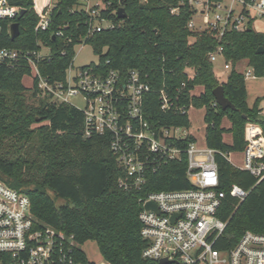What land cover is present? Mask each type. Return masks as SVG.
I'll return each instance as SVG.
<instances>
[{"label":"trees","instance_id":"trees-1","mask_svg":"<svg viewBox=\"0 0 264 264\" xmlns=\"http://www.w3.org/2000/svg\"><path fill=\"white\" fill-rule=\"evenodd\" d=\"M100 1L104 4L100 16L113 26L87 35L89 15L77 8L78 0H54L50 24L43 31L34 29L38 20L34 7L40 10L45 0H10L23 12L0 18V48L33 51L42 43L49 54L36 65L40 74L53 82L64 79L73 62L74 47L90 44L101 70L114 69L122 76L136 70L145 78L149 89L142 99V118L155 130L188 129L189 107H203L205 145L215 150L218 189L227 190L236 183L248 190L240 203L230 196L223 200L219 217L227 221V227L223 245L216 247L233 246L246 230L264 234V179L255 184L247 170L227 158L229 152L245 147L246 122H258L264 133V118L257 114L260 98L248 106L244 78L236 70L237 62L247 59L256 76H264V53H256L264 45V33L230 30L218 38L205 31H190L186 27L190 17L187 5L181 6L177 15L169 12L179 0ZM120 6L123 18L117 16ZM12 22L18 23L20 31L13 40L9 35ZM58 31L61 35H56ZM218 44L224 60L231 63L222 82L208 60L209 51ZM29 74L24 59L0 63V180L27 195L39 223L73 235L75 264H94L80 248L88 240L96 243L109 264H159L142 254L147 243L140 234V199L150 192L191 186L184 149L195 138L188 134L177 139L179 157L163 161L157 171L149 172L140 189L124 190L118 185L124 173L110 150V133L91 130L85 135L82 110L50 103L35 87L23 85L22 78ZM219 84L235 109H222L216 103L212 90ZM197 86L202 87L198 94L194 93ZM162 87L170 96V109L161 108L158 92ZM224 117L230 122L228 128L222 125ZM35 123L39 125L31 127ZM226 132L231 134L230 143L223 141Z\"/></svg>","mask_w":264,"mask_h":264},{"label":"built area","instance_id":"built-area-1","mask_svg":"<svg viewBox=\"0 0 264 264\" xmlns=\"http://www.w3.org/2000/svg\"><path fill=\"white\" fill-rule=\"evenodd\" d=\"M185 5L190 10L186 23L190 31H205L218 38L230 30L264 33L255 25L264 22V0H179L169 12L177 15ZM53 6L54 0H46L40 10L34 7L38 16L35 31L48 28ZM102 8L104 4L100 0L85 8L89 15L87 35L113 26L110 20L100 16ZM20 11V6L10 0H0V18H13ZM39 45L40 49L33 51L2 47L0 63L26 60L31 86L50 103L72 105V97L82 98L84 107L79 109L85 117V135L91 130L110 133V150L124 173L118 180L119 187L140 189L149 172L157 171L163 161L180 156L181 150L175 141L187 136L188 129L176 126L155 130L143 120L142 99L149 85L136 70L122 76L114 69L101 70L97 62L82 66L72 62L63 80L51 82L40 74L36 65L39 58L49 54L48 47L40 42ZM42 47L48 52L42 53ZM218 58H222L223 67L230 71L231 63L224 60L220 44L208 53L210 62ZM241 74L244 79L256 77L249 65ZM158 94L161 108L170 109V96L164 87ZM180 110L185 111L184 107ZM260 113L264 117L262 110ZM248 125L254 128L249 130ZM244 141L240 168L247 170L257 184L264 179L262 127L246 122ZM214 151L189 142L184 153L185 173L191 186L150 192L140 199V234L147 243L143 256L155 260L167 258L176 264H264L263 233L246 230L233 246L216 247L223 245L227 227V221L219 217L223 200L230 196L240 203L248 190L236 183L227 190L218 189ZM149 201L155 204L156 210L144 208ZM75 246L73 235L39 223L31 212L27 195L0 180V264H75L72 254Z\"/></svg>","mask_w":264,"mask_h":264},{"label":"rangeland","instance_id":"rangeland-1","mask_svg":"<svg viewBox=\"0 0 264 264\" xmlns=\"http://www.w3.org/2000/svg\"><path fill=\"white\" fill-rule=\"evenodd\" d=\"M96 0H78V6L77 8H83L85 9L88 6H91L94 4ZM35 11V9H34ZM36 12V11H35ZM105 24V22H103ZM255 25L260 30H264V22H256ZM190 41H192L191 37L189 38ZM42 53H47L48 49L45 47L41 48ZM98 59L97 54H95L92 50V47L88 43H79L74 47V58H73V64L75 66H82L86 65L90 62H96ZM236 70L239 72H243L246 70V63L247 59H242L237 62ZM213 68L215 71V74L218 77V80L221 82L222 80H225L229 70L225 69L223 67V60L222 58H218L213 63ZM189 74L192 73L190 70L188 71ZM245 86H246V102L249 106H252L254 103V100L259 97L261 100L259 101V108L264 112V76H256L254 78L248 77L244 79ZM22 83L26 87H30L32 84L31 78L28 75H25L22 78ZM32 102L33 100H29ZM71 104L78 107L83 108L84 107V101L80 96H74L70 100ZM258 116L263 117V115L260 113V111L257 112ZM204 116V108H195L194 110L189 111V120H190V127L197 138L198 145H202V141L204 139L203 132L205 131V122L203 119ZM264 118V117H263ZM225 117L222 119V123L227 124V121L224 120ZM224 120V121H223ZM259 124L256 121H251ZM45 123V122H43ZM230 123V122H229ZM39 124H32L31 127H36ZM260 125V124H259ZM261 126V125H260ZM188 128V129H189ZM223 137V136H222ZM226 140H230V133L226 132L225 136ZM229 161L235 165V166H242L243 164V155L240 151H234L229 154L228 157ZM58 202H62L58 200ZM80 248L85 252L88 260L90 262H93L94 264H105V261L102 259L98 247L94 241L88 240L80 245Z\"/></svg>","mask_w":264,"mask_h":264},{"label":"water","instance_id":"water-1","mask_svg":"<svg viewBox=\"0 0 264 264\" xmlns=\"http://www.w3.org/2000/svg\"><path fill=\"white\" fill-rule=\"evenodd\" d=\"M23 10L20 11V14H22ZM117 16L119 18H123L125 17V13H124V9L122 6H120L117 9ZM20 31H19V25L17 22H12L9 25V35H10V39L13 40L15 37H17L19 35ZM256 53H264V47L263 46H259L256 49ZM212 94L215 98L216 103L222 108V109H235L234 105L232 104V102L225 97L224 95V89L223 86L221 84L217 85L215 88H213L212 90ZM144 208L145 209H154L156 210V206L153 202H146L144 204ZM173 260L167 259V258H161L158 260L159 264H168V263H173Z\"/></svg>","mask_w":264,"mask_h":264},{"label":"crops","instance_id":"crops-1","mask_svg":"<svg viewBox=\"0 0 264 264\" xmlns=\"http://www.w3.org/2000/svg\"><path fill=\"white\" fill-rule=\"evenodd\" d=\"M45 2H46V0H45ZM238 64V63H237ZM236 64V65H237ZM246 66H248V63H246ZM213 70H214V68H213ZM242 72V71H241ZM191 74V73H190ZM214 74H215V71H214ZM215 76L217 77V75L215 74ZM218 78V77H217ZM222 81H224V80H222ZM221 81V82H222ZM200 91H202V87L201 86H197L196 88H195V90H194V93H196V94H198ZM257 98H259V97H257ZM261 100V99H260ZM249 106V105H248ZM258 107H259V105H258ZM203 108V107H202ZM195 109V107H189V109L187 110V114H188V118H189V111L190 110H194ZM260 110H261V108H260ZM205 111V110H204ZM225 121H227V124H225V123H222V125L224 126V127H226V128H228L229 126H230V123H229V121L225 118L224 119ZM223 120V121H224ZM188 133L190 134V135H192L194 138H195V144L198 146V147H200V148H202V147H206V145H205V138L203 139V141H202V145H198V142H197V138H196V136H195V133H194V131L191 129V128H189L188 130ZM204 134H205V131L203 132V137H204ZM223 141L224 142H226V143H230L231 142V134H230V140L229 141H227L226 140V138H225V136H226V133H223ZM234 152V151H233ZM241 152V151H240ZM231 152H229V154H230ZM228 157H229V155H228ZM229 160V159H228ZM235 166V165H234ZM236 167H238V168H240L241 166H236ZM105 264H109V263H107V262H105Z\"/></svg>","mask_w":264,"mask_h":264},{"label":"bare ground","instance_id":"bare-ground-1","mask_svg":"<svg viewBox=\"0 0 264 264\" xmlns=\"http://www.w3.org/2000/svg\"><path fill=\"white\" fill-rule=\"evenodd\" d=\"M250 126H251V125H248V129H249Z\"/></svg>","mask_w":264,"mask_h":264}]
</instances>
